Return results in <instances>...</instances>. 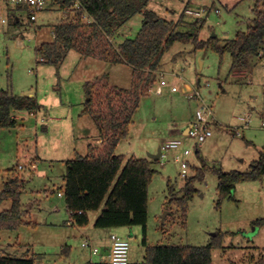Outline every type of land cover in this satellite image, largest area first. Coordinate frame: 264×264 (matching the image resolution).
I'll use <instances>...</instances> for the list:
<instances>
[{
	"label": "rangeland",
	"instance_id": "1",
	"mask_svg": "<svg viewBox=\"0 0 264 264\" xmlns=\"http://www.w3.org/2000/svg\"><path fill=\"white\" fill-rule=\"evenodd\" d=\"M256 1L152 0L147 9L178 25L179 31H189L196 20L184 15L186 9L201 12L205 22L199 39L208 42L215 36L224 42L247 31L255 18ZM0 17L8 19L0 27V90L35 97L41 106L36 114L20 112V125L0 132V193L7 171L17 165L25 166L18 175L26 180L20 199L31 206L27 210L38 223L34 228L21 225L16 232L2 231L0 255L13 252L10 244L20 237L25 247L17 252L27 254L31 249L41 264L99 263L100 255L82 247L84 237L65 242L66 203L58 194L65 186V160L72 159L74 156L69 155L75 150L83 153V142L99 133L90 116L81 117L84 84L108 74L113 85L129 89L132 67L105 65L74 50L60 65L41 62L37 48L54 41V26L63 20V12L57 7L39 13L37 22L31 25L26 16L15 23L9 8L0 3ZM142 21V15L135 16L122 29L123 39L135 38ZM158 71L164 74L168 86L158 95L154 90L160 77L153 82L154 90L141 98L129 136L116 153L126 160L134 155L149 158L170 140H181L184 146L177 151H164L166 157L152 164L156 174L149 186L146 229L140 225L117 228L116 232L124 233L130 243V261H144L145 241L147 246L199 247L209 245L222 233V247L213 250L214 264L259 263L264 260V227L254 226L253 221L264 218V178L237 184L233 198L219 205L218 177L207 170L204 179L195 183L198 191L189 203L186 218L169 201L170 191L179 192L185 184L186 178L175 160L185 148L193 151L187 158L188 178L196 174L203 161L230 172L246 171L259 158L264 149V58L238 76L232 71L230 53L221 55L210 47L177 42L163 54ZM174 86L176 92L172 91ZM195 91L213 108L216 119L213 135L199 148L194 140L182 135L200 105L190 98ZM32 158L36 159L34 168L30 164ZM6 207L9 202L1 201L0 213ZM167 211L171 214L166 215ZM33 242L36 245L30 246Z\"/></svg>",
	"mask_w": 264,
	"mask_h": 264
},
{
	"label": "trees",
	"instance_id": "2",
	"mask_svg": "<svg viewBox=\"0 0 264 264\" xmlns=\"http://www.w3.org/2000/svg\"><path fill=\"white\" fill-rule=\"evenodd\" d=\"M57 1L66 9L75 0ZM79 1L84 11H79L73 21H62L55 25L54 41L37 48L41 62L60 65L69 51L74 50L84 57H93L111 64H127L132 67L133 73L129 89L113 85L108 74L84 84L83 115L94 120L101 142L90 144L86 155L77 154L66 162L64 195L67 208L72 222L79 227L89 225L88 213L103 208L96 219V228L140 225L146 229L149 186L156 174L152 164L157 161L136 157L126 160L116 150L129 136L141 98L148 94L153 77L161 68L163 54L177 42L194 43L198 48L210 47L221 55L230 53L234 73L251 70L256 61L264 58V0L256 1L255 18L247 31L238 32L234 39L224 42L215 36L208 42L199 39V31L205 22L202 18H195L189 31H179L178 25L147 9L152 0ZM9 13L18 24L15 18L17 12L9 9ZM85 13L87 19L84 18ZM137 15H142L143 21L136 37L125 38L120 43L114 41L119 29ZM40 109L35 97L17 96L1 89L0 130L18 126L15 112L33 113ZM207 170L218 177L220 205L223 200L233 198L237 184L264 178V149L246 171L225 172L203 161L196 174L186 178L184 187L179 192L170 191L169 204L178 206L185 218L189 203L198 191L195 183L204 179ZM25 186L26 180L15 174L4 184L0 202L11 200L12 208L0 214V230H16L23 225L24 212L20 198ZM253 225L264 227V218L253 221ZM222 235L217 234L212 243L199 247L147 246L145 241L144 261L130 264H214L213 250L222 247ZM0 264L38 263L33 256L1 255ZM229 264H264V260L259 263Z\"/></svg>",
	"mask_w": 264,
	"mask_h": 264
},
{
	"label": "built area",
	"instance_id": "3",
	"mask_svg": "<svg viewBox=\"0 0 264 264\" xmlns=\"http://www.w3.org/2000/svg\"><path fill=\"white\" fill-rule=\"evenodd\" d=\"M0 3L5 5L9 9H14L17 14L15 18L18 22L22 21V16H26L28 22L34 25L38 20V14L44 12L50 8L57 7L63 12L62 21H73L77 17L79 11H84L83 5L79 0H75L74 4L68 8H63L62 5L57 0H0ZM186 14L193 16L195 18H202L201 12H195L190 9L186 10ZM84 18L87 19L86 13ZM8 19L6 17H0V27L6 25ZM160 77V83L158 87L154 90V86L149 88V92H154L158 95L162 94L163 88L168 86L165 76L162 72L157 71L153 77V82ZM172 91L176 92L177 88L172 87ZM191 99H196L199 101L200 105L195 113L193 120L190 122L186 138L192 139L195 142V147L199 148L203 143H205L212 135V125L216 123L215 114L213 108L210 105L204 103L201 98L200 92L195 91L190 96ZM249 122V121H248ZM184 146L181 140H170L167 142L165 147H162V157L163 152L166 150L177 151L182 149ZM192 149H183L182 154L176 156L175 160L181 166V175L184 178L188 176L189 161L188 157L192 155ZM18 168L23 170L25 166L19 165ZM60 195H62L60 193ZM81 214V212H80ZM111 249L109 255V264H130V243L127 239L121 237L118 234H112L110 237ZM83 248H89L94 255L101 253V249L95 247L92 242L88 239L84 240L82 243Z\"/></svg>",
	"mask_w": 264,
	"mask_h": 264
},
{
	"label": "crops",
	"instance_id": "4",
	"mask_svg": "<svg viewBox=\"0 0 264 264\" xmlns=\"http://www.w3.org/2000/svg\"><path fill=\"white\" fill-rule=\"evenodd\" d=\"M187 15V14H186ZM132 21V20H131ZM18 22V21H17ZM20 22H18V24H19ZM126 25H128V23L126 24ZM125 25V26H126ZM125 26H123L121 29H119V31L117 32V34H116V36H115V38H114V41H118V43H120L122 40H123V38H124V35L122 34V29L125 27ZM96 59V58H95ZM97 60H99V59H97ZM101 61V60H100ZM101 62H103V63H106L105 65H107L108 63L107 62H104V61H101ZM99 66V65H98ZM132 71H133V69H132ZM133 73V72H132ZM245 72H243V73H236L238 76H242L243 74H244ZM110 76V75H109ZM97 78V77H96ZM110 78V77H109ZM94 79V78H93ZM92 79V80H93ZM111 79V78H110ZM91 80V79H90ZM89 81V80H88ZM189 89V88H188ZM84 98H85V95H84ZM83 111H84V108H83ZM83 111H82V114H81V117L82 116H85V115H83ZM22 113V112H25V111H18V112H15V117L18 119V121H19V123H18V125H20V121H21V119H20V115H19V113ZM38 111H36V112H33V113H31V112H29L30 114H36ZM87 116V115H86ZM192 120H188L187 121V126L185 127V129L182 131V135H186V133H187V130H188V127H189V124H190V122H191ZM134 122V121H133ZM0 132H1V130H0ZM176 134H177V131H176ZM87 138V137H86ZM128 138V137H127ZM101 142V140H100V137H99V133L96 135V136H94V137H89V138H87V140H85V142H83L84 143V152L83 153H80V152H78V151H76L75 150V153L74 154H70L69 156H74L73 158H75L76 157V155L77 154H80V155H83L84 156V154H86L85 152H87V149H88V146L90 145V144H96V143H100ZM119 146H120V144H119ZM158 154V153H157ZM157 154H154V155H157ZM154 155H150L149 156V158L148 159H152L153 160V158H151L152 156H154ZM68 156V155H67ZM132 157H136L135 155L134 156H132ZM72 158V159H73ZM131 158V157H130ZM137 158V157H136ZM161 158H162V148H161V157L158 159V160H155V161H159V160H161ZM72 159H67V160H65V169H66V162L67 161H69V160H72ZM128 160V159H127ZM30 164H31V166L34 168L35 166H36V159H33L32 158V160L30 161ZM18 166L19 165H17V167H15V168H12V169H9L8 171H7V178L5 179V181L3 182V186H4V184L6 183V181L9 179V178H11V176L12 175H20V169L18 168ZM11 170H13V172H10ZM21 176V175H20ZM64 184H65V182H64ZM60 193L62 194V195H60ZM59 194H58V196H59V198H65V191H64V189L62 190V192H60ZM22 196V195H21ZM5 201H8L9 202V207H6V209H4L2 212H4V211H8V210H10L11 208H12V201L11 200H5ZM65 203H66V198H65ZM21 205H22V210H23V212H24V214H23V221H24V223H23V226L22 227H36L37 225H38V223L37 222H34L32 219H31V215H30V211L29 210H27V208L28 207H31L30 205L28 206V205H25V204H23V203H21ZM8 206V205H7ZM102 209L103 208H101L99 211H95V212H90V213H88V216H89V225L88 226H86V227H79V226H77L76 224H74L73 222H72V220H71V213H70V211L68 210V208H67V203H66V213L67 214H65L66 215V220H65V231H66V233L65 234H67L66 235V237H65V242H67V240H69V239H71L72 237L74 238V237H76V236H81V237H84L83 238V241L84 240H86V239H88V240H90L91 242H92V244L95 246V247H98V248H100L101 249V253L100 254H98V255H100L101 257H102V261L101 262H99V263H108V260H109V255H110V249H111V240H110V237H111V235L112 234H118V235H120L121 237H123V238H125L124 237V233L123 234H119L118 232H116L117 231V228H96L95 227V222H96V219L99 217V215H100V213H101V211H102ZM172 211H173V209H171ZM1 212V213H2ZM0 213V214H1ZM92 213H93V216H92ZM171 214V213H170ZM30 217V218H29ZM21 228V227H20ZM18 230V229H17ZM2 231H11V230H0V234H2ZM15 232H16V230H14ZM11 238L9 237V240H10ZM16 242L13 244V245H11L10 244V247H9V249L11 248H13L12 250H13V252H7V251H4L1 255L2 256H10V257H22V256H26V255H28V256H33L35 259H36V254L35 253H32V251H31V249H28L27 251L29 252V253H27V254H24V253H22V254H19V252H17V250H19V249H21L22 248V246L23 247H25V245H23V244H21V240H20V237H16ZM126 239V238H125ZM83 241H82V243H83ZM65 244H67V243H65ZM30 246H34V245H36V243H30L29 244ZM68 246V245H67ZM15 251V252H14ZM68 252V248H65V253H67ZM0 255V256H1ZM36 261H37V259H36ZM140 262H143L142 260L141 261H135V262H133V261H130V263H140ZM37 263L38 264H41L40 262H38L37 261ZM92 263V262H91ZM90 263V264H91Z\"/></svg>",
	"mask_w": 264,
	"mask_h": 264
},
{
	"label": "water",
	"instance_id": "5",
	"mask_svg": "<svg viewBox=\"0 0 264 264\" xmlns=\"http://www.w3.org/2000/svg\"><path fill=\"white\" fill-rule=\"evenodd\" d=\"M160 157H161V148L159 149L158 154L152 156L151 158H153V160H158ZM170 213H171V212L167 211V212H166V215H167V214H170ZM164 217H165V216H164Z\"/></svg>",
	"mask_w": 264,
	"mask_h": 264
}]
</instances>
